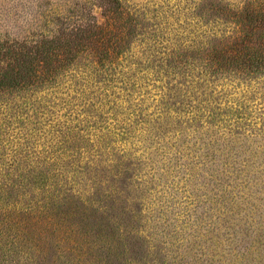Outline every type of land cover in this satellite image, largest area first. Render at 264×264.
Wrapping results in <instances>:
<instances>
[{
    "label": "rangeland",
    "instance_id": "374dc122",
    "mask_svg": "<svg viewBox=\"0 0 264 264\" xmlns=\"http://www.w3.org/2000/svg\"><path fill=\"white\" fill-rule=\"evenodd\" d=\"M117 1L0 0V163L66 132L80 153L107 133L114 160L0 211V264H264V0Z\"/></svg>",
    "mask_w": 264,
    "mask_h": 264
},
{
    "label": "trees",
    "instance_id": "16d2710c",
    "mask_svg": "<svg viewBox=\"0 0 264 264\" xmlns=\"http://www.w3.org/2000/svg\"><path fill=\"white\" fill-rule=\"evenodd\" d=\"M115 5L119 6L117 0H115ZM248 10L242 11L245 14V19H248V24L252 25L255 19L252 14H247ZM240 22L243 24L244 21L241 19ZM247 35L241 34L233 41L232 56L241 62V59H245V63L250 65L259 66V57L257 52L255 53H243L242 49H247L248 40L245 39ZM103 40V39H102ZM119 38H114V41L110 44L109 49L113 51V45L115 41ZM241 46L239 49L238 47ZM111 50H103L101 52V58L109 59L112 52ZM224 58L223 56L221 57ZM241 58V59H240ZM44 59V58H42ZM226 60L232 59V57H226ZM41 69L48 66L49 62L47 60H40ZM213 66L220 67L221 64L217 60H212ZM243 63V62H241ZM244 65V64H243ZM258 69V68H257ZM9 74L4 72L0 75V87L5 85V80L9 79ZM21 80L23 77L20 75L12 76V81L14 85L17 81ZM36 78H41L39 75ZM216 109L219 110L217 107ZM138 111H140L138 109ZM176 113V112H175ZM141 115H138V119L142 120ZM106 129V128H105ZM107 131H110L106 129ZM128 129L123 128L119 133L115 134L114 137H120L124 139ZM95 138V143L90 142L88 149L85 152H79L81 148H71L70 146L62 147L66 145L67 141L71 139L68 132L62 134L60 139L56 138V142L48 147H42L40 150H35L34 148H23L18 151H13L11 157L8 161L0 163V211L5 214L4 219L10 221L15 218L17 214L23 213L26 216L32 215L35 212H39L46 209L49 205L57 202L59 200L61 190H64L62 186H58L56 181L48 183V175L55 172L63 167L64 164H69L73 166H79V164L84 162V169L93 166H100L106 162H112L114 160H102L100 156V150L105 149L108 144L107 133H99L92 135ZM81 139V138H80ZM71 148L72 150H67ZM109 148V147H108ZM60 151L59 154H57ZM114 149L109 148L108 155L111 157L114 155ZM103 154V152H101ZM63 164V165H62ZM60 176L59 173H53L51 177ZM38 191L39 199H34V193ZM66 191V190H64ZM57 193V194H56ZM81 198V197H79ZM31 203V204H30Z\"/></svg>",
    "mask_w": 264,
    "mask_h": 264
}]
</instances>
